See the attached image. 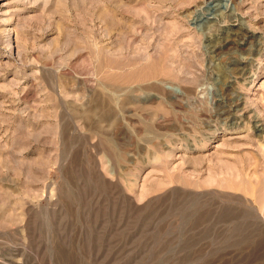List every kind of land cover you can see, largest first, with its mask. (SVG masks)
Listing matches in <instances>:
<instances>
[{"label": "rangeland", "instance_id": "374dc122", "mask_svg": "<svg viewBox=\"0 0 264 264\" xmlns=\"http://www.w3.org/2000/svg\"><path fill=\"white\" fill-rule=\"evenodd\" d=\"M0 264H264V0H0Z\"/></svg>", "mask_w": 264, "mask_h": 264}, {"label": "bare ground", "instance_id": "6f19581e", "mask_svg": "<svg viewBox=\"0 0 264 264\" xmlns=\"http://www.w3.org/2000/svg\"><path fill=\"white\" fill-rule=\"evenodd\" d=\"M226 101V100H225Z\"/></svg>", "mask_w": 264, "mask_h": 264}]
</instances>
